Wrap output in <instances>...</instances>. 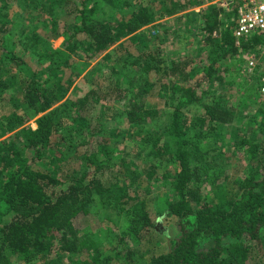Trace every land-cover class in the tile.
I'll return each instance as SVG.
<instances>
[{"label": "trees", "instance_id": "16d2710c", "mask_svg": "<svg viewBox=\"0 0 264 264\" xmlns=\"http://www.w3.org/2000/svg\"><path fill=\"white\" fill-rule=\"evenodd\" d=\"M15 1L20 5L21 14L29 5L31 12L39 14L45 10L51 14L50 9L47 11L49 5L45 7L44 4L47 0ZM89 1L80 4V13L68 34L53 31L54 38L65 36L62 48L53 50L49 39L34 30L37 25L29 22L17 50V46L13 48L15 33L8 28V23L12 16L18 17V13H12L14 6L9 5V0H0V98L10 87V82L17 78L23 101L30 112L40 116L35 129H23L0 143L3 152L0 157V264H14V260L18 262L15 264H114L120 260L123 264H264V142L249 140V132L254 131L255 124L262 131L257 139L264 136V109H258L257 118L250 119L248 133L239 131L236 135L238 144L235 147L245 157L249 169L244 177L234 182L225 180L227 183L222 185L218 182L219 172L203 162L195 147L191 149L188 135L194 131L193 139L199 140L205 137L206 131L213 129V124L225 125L234 121L231 96L225 95L235 87L234 83L225 82V87L218 89L210 85L223 79L214 78L212 68L216 59L212 60L207 72H199L189 63H172L169 75L161 76L160 66L152 63L154 52L137 50L138 53H133L126 49L127 44H119L164 15L181 12L180 5L161 15L142 7L126 19L106 22L93 17L97 3L89 8ZM223 13L227 14L215 6L208 14H203L202 47H213L216 43L218 50L210 52L221 60H228L239 48L230 29L220 38ZM230 16L234 17V14ZM47 20L52 28L56 27V17L50 16ZM231 24L234 26L233 21ZM260 39L255 36L244 40L241 49L255 51ZM132 41L137 43V39ZM151 45L156 53L159 52L157 54H161L160 44ZM114 46L115 49L108 53ZM32 50L36 68L28 63L25 54ZM123 50L125 53L120 54ZM101 56L106 63L97 65L94 71L106 85L100 79L92 82L98 83L100 90L123 96L118 100L121 115L130 127L132 137L141 135L143 138V131L148 135L147 146L152 144L150 158L157 160L169 152L177 163L179 171L172 176V192L165 201L166 214L175 218L177 228L169 252L151 257L148 256L150 248L142 251L144 238L151 241L152 229L156 228L160 217L152 216L149 204L155 199L150 197L149 191L144 197L129 193L132 188L141 191L149 186L144 182L148 180L143 178V169L138 165L113 159L114 144L100 137L96 140L97 149L82 154L90 165L85 178L66 174V179L61 180L54 176L58 171L57 163L62 165L65 161L66 135L71 131L79 134L83 141L81 146L88 144L86 137H93L89 130L91 118L88 114L82 115L84 110L86 113L91 111L84 109L90 101L88 95L76 102L66 98L67 90L80 75L74 68L79 63L73 59L84 60L88 65ZM137 68H140L138 73ZM66 69L72 76L64 81L61 74ZM260 71L258 67L259 75L263 73ZM254 78L258 82V78ZM253 86L254 93L259 96V84ZM92 99L99 103L96 95ZM159 101L163 109L155 108ZM166 114L172 118L171 124L168 133L158 138L153 128ZM26 123L14 110L8 115L0 114L2 132L9 134ZM73 124L75 130L71 128ZM105 129L106 126L100 125L99 130ZM116 137L118 142L123 141L121 136ZM165 137L173 140L174 152L167 149L166 143H160ZM245 139L248 141H243ZM19 141H22L23 149L17 148ZM138 151L130 156L137 157L141 154V150ZM46 160L54 173L33 171L34 164ZM146 174L149 180L158 177L151 166ZM106 175L110 179L105 183ZM91 176L93 178L88 180ZM115 200L121 202L118 207L128 204L130 210L121 207L128 219L124 237L120 240L123 248L116 253L113 249L108 254L105 249L103 251V245L77 230L74 222L80 214H86L91 205L100 202L107 204L106 208H112ZM103 234L109 236L110 232ZM201 240L212 241L213 246L203 250L199 247ZM84 250L89 252V262L72 259V255Z\"/></svg>", "mask_w": 264, "mask_h": 264}, {"label": "rangeland", "instance_id": "374dc122", "mask_svg": "<svg viewBox=\"0 0 264 264\" xmlns=\"http://www.w3.org/2000/svg\"><path fill=\"white\" fill-rule=\"evenodd\" d=\"M84 1L85 0H47L44 4L45 7L49 5L47 11L50 9L51 15L45 10L39 14L31 12L30 5L25 8L24 14H21L20 5L16 3L15 0H9V5L14 6V9L11 8L12 13H18V17L12 16L13 18L8 23V28L12 29L15 33L13 48L17 46V50L19 49L18 43L21 40V34H23L25 29L29 28V22L33 25H37V27L34 28L37 34L49 39L50 47L53 50L62 48L65 36H56L54 38V32H67L68 34V30L73 29L71 25L75 23L81 10L80 4ZM216 1L217 0H100L99 2H94L91 0L87 5L90 8L93 4L95 5V3H97V8L92 15L106 22L126 19L132 12L142 7L153 10L156 14L161 15L169 10H173L178 4L180 5L178 8H182L181 12L173 16L164 15L160 20H155L153 23L141 27L135 34L121 40L119 44H127V46H125L126 49L133 53H138V51L143 53L146 51L154 52L155 57L152 63H155L154 65L156 67L158 65L160 66L158 72H161V76L169 75L168 73L172 63H177L178 65L180 63H189L192 67L198 68L199 72H207L212 60H217L212 68L215 73L214 78L220 77V79L223 78L225 80L223 81L222 79L213 84L210 83V85H214V88L218 89L225 87V82L234 83L235 87L229 92H225V95L229 94L231 96L232 108H234L232 113L234 121L225 125L213 124V129L206 131L205 137L199 140L193 139L194 131L189 133L188 136L191 149L194 150L195 147V150L200 152L199 157L203 162L219 172L220 177L218 182L224 185L227 181L234 182V180L244 177L245 171L249 169V164L246 162L245 157L239 153L235 147V145L238 144L236 135L239 131L241 134L248 133L246 129L249 126L250 119H256V112H258V109H264V94L257 96L254 93L253 90H255V88L253 84L256 83L258 85V82L255 78H252L250 74L244 72L248 55L253 51L241 49V45H237L238 43L236 41V46L239 48L237 54L228 60H221L217 54L210 52L211 50H218L214 45L216 43L213 44V47H202V29L204 26L203 14H208L211 8L216 6L214 3ZM230 15L231 13L228 12L227 14L223 13L221 15L223 23L219 29L221 33L220 38L227 29H230L232 32L234 30V26L231 24L233 17ZM50 16L57 18L55 28H52L47 20L48 18L50 19ZM134 39H137V43L132 41ZM151 43L160 44L158 49L161 54L155 52ZM222 43L224 44V41H222ZM116 46L112 47L108 53L114 50ZM124 51L125 50L121 51L120 54L125 53ZM257 51H259L258 47ZM28 53L29 54L25 53L28 63L36 68L34 51L32 50L31 53ZM117 53L118 52H116V54ZM106 54L107 53H105V55ZM103 58L104 56H101L96 60L90 61L88 65L84 64V60L78 58L73 59L74 62L78 61L79 63L74 68L80 72V75L74 80L73 85L67 90L66 94V98L75 102L79 98L88 95L90 101L84 109L90 108L91 111L86 113L84 110L82 115L88 114L89 118H91L89 130L93 132H91L93 137L89 139L86 137L88 144L81 146L83 141L80 135L71 131L69 135H66L64 143L65 153L63 159L65 161L62 165L57 163V172L53 171L54 168L49 166L48 160L40 164H34L32 169L33 171L41 173L55 172L54 176L61 180L66 179V174H70L71 176L78 175V178H85L90 165L87 163L85 155L82 154L89 150L97 149L96 140L98 141V138L103 137L109 141L110 144H114L115 147L113 148H116V150L113 159L115 161L123 159L125 163L130 162L132 165H138L143 169V178L148 180L144 181L145 185L148 184L149 186L143 187L141 191H136L132 188L129 193L132 196L139 194L141 197H144L146 192L149 191L150 197L155 199L153 202H150L149 208L152 212V216L160 218L156 228L152 229L151 241L148 238H144L142 251L144 252L147 248H150L151 253L148 256L169 252L171 242L177 233V228L175 218L166 214L165 201L168 200V195L172 192V182L174 180L172 176H175L179 171L177 169V163L175 162V158H171L169 152L165 153L157 160L150 158L149 153L152 151V144L147 146L146 138L148 135L143 131V138L141 135L140 137H132L130 127L126 124L121 115L122 108L118 100L123 98V96H117V94L112 95V93L109 94L105 90H100V85L92 82L93 80L100 79V74L94 70L97 65H104L106 63L103 61ZM261 64L260 72L264 73V62L262 61ZM139 71L140 68H137L136 73ZM61 76H64L65 81V79L72 76V74L69 69H66ZM116 78L119 79L120 76H116ZM13 80V82H10V87L1 93L3 98H0V114L8 115L14 110L22 115L27 123L9 134L5 131H0V143L8 140L11 136L23 129H35L37 127V119L40 117L30 112L18 91L17 78ZM101 83L104 85L105 82L101 80ZM206 88L208 89V86H206ZM93 95H96L99 103L94 102L92 99ZM148 104L150 105V101H148ZM56 107L57 106L54 108ZM150 108L153 109V107ZM155 108L163 109V105L160 101L156 103ZM171 120L172 118H170L168 114L160 117L156 127L153 128V133L156 134V137L159 138L168 133L167 130L171 124ZM102 124L106 126L105 130H99ZM71 128L75 130L76 125H71ZM204 129L206 130V127ZM259 132L262 131L259 129V126L255 124L254 131L249 132V134H251L249 140L264 142V136L257 139ZM116 135H118V137L121 136L123 141L118 142L119 140ZM143 139L144 142H142ZM243 141L247 142L248 140L245 139ZM135 142L138 144L133 145ZM160 143H166L167 149L170 152H174L175 144L173 140L170 141L169 137L163 138ZM75 145H77V147H75ZM16 146L18 149H23L22 141L17 142ZM138 149L141 150L140 155L137 157L136 155L130 156L131 153L133 155ZM2 154L3 152L0 151V157ZM145 154L147 155L146 157ZM120 164H122V162ZM149 166H151L152 170L157 172V178L149 180L146 174V170ZM226 176H228V179ZM92 178L93 176L88 180ZM109 179L110 177L106 175L103 181L106 183V180ZM225 180L227 181L225 182ZM172 199L174 200V197ZM114 202L115 204H113L112 208H106L107 204L102 205L100 202H97L89 207L86 214H80L74 222L77 230L81 233H87L93 242H99L100 245H103V251L106 250L105 252L108 254H111L113 249H115L116 253V251H119V248H123L120 240L124 237L123 234L126 230L128 219L126 217V211L122 210L121 207L125 208V210H130L128 204L118 207L121 202L116 200ZM104 231H108L110 235H112L107 236L103 234ZM134 245L136 247L139 246V244L136 245V243H134ZM211 246H213L212 241L201 240L199 243V247L203 250ZM90 258L87 250L72 255L74 261L80 260L89 262ZM15 263L18 262L14 260V264ZM114 264H123V261H114Z\"/></svg>", "mask_w": 264, "mask_h": 264}, {"label": "built area", "instance_id": "2783aa9c", "mask_svg": "<svg viewBox=\"0 0 264 264\" xmlns=\"http://www.w3.org/2000/svg\"><path fill=\"white\" fill-rule=\"evenodd\" d=\"M214 3L217 8L234 14L233 36L237 45L255 36L261 38L259 51L256 48L248 55L245 70L252 78H258L260 93L264 94V73H257L264 62V0H217Z\"/></svg>", "mask_w": 264, "mask_h": 264}]
</instances>
